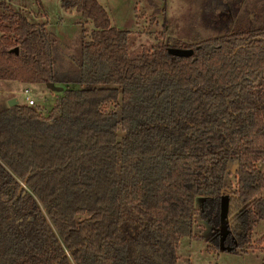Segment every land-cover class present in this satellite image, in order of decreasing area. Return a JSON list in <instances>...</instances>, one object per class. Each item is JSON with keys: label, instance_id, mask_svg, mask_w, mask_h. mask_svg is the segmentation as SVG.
<instances>
[{"label": "trees", "instance_id": "16d2710c", "mask_svg": "<svg viewBox=\"0 0 264 264\" xmlns=\"http://www.w3.org/2000/svg\"><path fill=\"white\" fill-rule=\"evenodd\" d=\"M61 6L93 24L68 61L44 24L0 14V80L62 88L0 110V264H177L196 217L242 252L264 222V24L130 51L98 0Z\"/></svg>", "mask_w": 264, "mask_h": 264}, {"label": "rangeland", "instance_id": "374dc122", "mask_svg": "<svg viewBox=\"0 0 264 264\" xmlns=\"http://www.w3.org/2000/svg\"><path fill=\"white\" fill-rule=\"evenodd\" d=\"M98 1L106 9L112 26L129 31L130 51L152 49L159 41L172 42L180 37L189 39L194 31L206 35L215 29L210 21L228 24L230 20L234 24L239 18L245 24L247 21H253L257 26L264 24V0L222 1L223 4L217 6L215 14L212 13L213 19L212 14L210 19L209 15L206 16L209 12L207 0ZM0 2H3L0 5V14L5 12L7 5L11 10L26 15L29 20L44 24L50 38L57 45L59 57L65 61L76 56L81 39L87 38L93 29V24L78 12L65 10L61 6V0H0ZM230 14H233V20L230 18L227 20ZM203 15L206 16V23ZM227 26H230V23ZM25 89H29V96L35 101L34 105L44 107L52 104L56 94H59L44 84L26 85L16 81L0 80V110L6 108L13 99L20 104H26ZM255 166L264 172V161ZM235 184V167H230L226 184L227 198ZM262 194L264 195V190ZM227 211L225 204L220 232L225 229L229 220ZM197 219L196 217L191 235L180 241L177 264H264V222L255 227L249 245L242 252H224L219 250L222 248L217 249L211 242L206 241L208 234L206 225Z\"/></svg>", "mask_w": 264, "mask_h": 264}, {"label": "water", "instance_id": "95a60500", "mask_svg": "<svg viewBox=\"0 0 264 264\" xmlns=\"http://www.w3.org/2000/svg\"><path fill=\"white\" fill-rule=\"evenodd\" d=\"M13 50L15 51V53L18 52L17 47H15L14 49H11V51H13ZM175 53L184 54V53H190V51H183V50L178 49V50H175ZM47 87H48V89H50L53 92H61L62 91L61 87H56L53 84H47ZM17 104H18V101L16 99H13V100L9 101L8 107H13ZM22 186H24V184Z\"/></svg>", "mask_w": 264, "mask_h": 264}, {"label": "built area", "instance_id": "2783aa9c", "mask_svg": "<svg viewBox=\"0 0 264 264\" xmlns=\"http://www.w3.org/2000/svg\"><path fill=\"white\" fill-rule=\"evenodd\" d=\"M25 101L27 105H34L35 101L29 96V89L24 90Z\"/></svg>", "mask_w": 264, "mask_h": 264}]
</instances>
